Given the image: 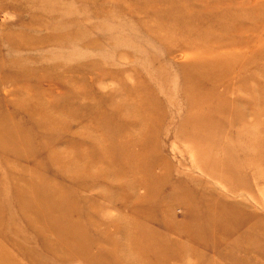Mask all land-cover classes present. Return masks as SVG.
I'll return each mask as SVG.
<instances>
[{"label":"rangeland","instance_id":"374dc122","mask_svg":"<svg viewBox=\"0 0 264 264\" xmlns=\"http://www.w3.org/2000/svg\"><path fill=\"white\" fill-rule=\"evenodd\" d=\"M0 264H264V0H0Z\"/></svg>","mask_w":264,"mask_h":264}]
</instances>
